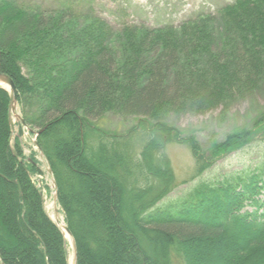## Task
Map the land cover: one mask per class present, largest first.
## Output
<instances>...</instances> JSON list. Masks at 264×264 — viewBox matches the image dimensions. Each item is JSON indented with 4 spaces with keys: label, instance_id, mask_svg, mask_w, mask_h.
I'll return each mask as SVG.
<instances>
[{
    "label": "trees",
    "instance_id": "obj_1",
    "mask_svg": "<svg viewBox=\"0 0 264 264\" xmlns=\"http://www.w3.org/2000/svg\"><path fill=\"white\" fill-rule=\"evenodd\" d=\"M0 72L18 90L22 120L52 170L76 248L75 264H201L193 245H233L229 264H264V158L253 169L200 182L181 205L156 208L177 187L165 148L186 144L197 173L264 139V110L204 147L170 114L227 112L264 88V0H235L179 25L125 24L96 13L0 0ZM0 86V264H68L65 233L20 164ZM137 119L126 132L109 114ZM251 207V209H249ZM228 240V241H227ZM227 255L228 251L224 252Z\"/></svg>",
    "mask_w": 264,
    "mask_h": 264
},
{
    "label": "rangeland",
    "instance_id": "obj_2",
    "mask_svg": "<svg viewBox=\"0 0 264 264\" xmlns=\"http://www.w3.org/2000/svg\"><path fill=\"white\" fill-rule=\"evenodd\" d=\"M19 5H39L46 10L55 11L69 8L73 14L96 13L115 29L119 30L125 24L158 27L165 24L179 25L182 21L199 13L217 14L222 6L235 0H15ZM10 90L7 84H1ZM264 110V88L253 95L237 98L231 108L222 113V108H216L204 113L186 112L170 114L167 120L170 124L184 132L195 135L204 147L213 142L223 140L226 135L243 126H250L255 117ZM20 105L16 104L13 119L16 120L12 138H18L23 151V161L34 159L40 172L32 173L31 178L43 195L44 206L51 219L59 226L66 223L57 195V188L50 165L39 151L36 130L27 125L19 124ZM137 119L109 113L101 121V125L110 131L126 132L135 125ZM12 149V151H13ZM165 152L170 159L177 180V187L161 199L156 208L168 205H183L189 198L195 186L207 182L213 186L230 176H236L248 170H253L264 158V139H258L249 146L232 152L219 159L212 167L198 174L196 161L190 147L186 144L170 143ZM18 159V158H17ZM19 161V160H18ZM21 164V163H20ZM251 209V207H249ZM68 250V264H75L76 248L71 234L65 232ZM228 241V240H227ZM222 247L212 245L207 240H200L193 245V254L201 264H229L230 254L233 255V245L227 242ZM173 264H184L181 258L174 255Z\"/></svg>",
    "mask_w": 264,
    "mask_h": 264
},
{
    "label": "water",
    "instance_id": "obj_3",
    "mask_svg": "<svg viewBox=\"0 0 264 264\" xmlns=\"http://www.w3.org/2000/svg\"><path fill=\"white\" fill-rule=\"evenodd\" d=\"M0 83L1 84H7L11 87V97H10V104H9V122L12 126V128L14 129L15 126V122L13 119V113L16 109V104L18 103V90L17 87L13 81V79L4 73L0 72ZM19 119H21V116L19 115L18 117ZM13 153L14 155L18 158L19 162L25 166V162L23 161L22 157L19 156V154L13 149ZM66 230L69 232V230L66 228ZM1 264H3V261L1 260Z\"/></svg>",
    "mask_w": 264,
    "mask_h": 264
}]
</instances>
